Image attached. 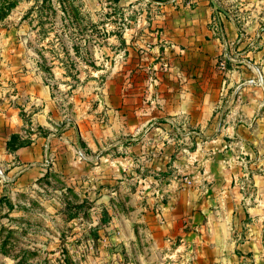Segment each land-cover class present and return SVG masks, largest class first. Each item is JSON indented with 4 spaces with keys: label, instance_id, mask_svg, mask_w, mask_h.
Instances as JSON below:
<instances>
[{
    "label": "crops",
    "instance_id": "0c3cea01",
    "mask_svg": "<svg viewBox=\"0 0 264 264\" xmlns=\"http://www.w3.org/2000/svg\"><path fill=\"white\" fill-rule=\"evenodd\" d=\"M215 2L119 0L130 23L103 82L102 120L70 121L51 165L43 134L6 148L12 132L56 123L49 88L26 81L43 104L0 108V206L64 176L140 264H175L179 251L193 264H264V0Z\"/></svg>",
    "mask_w": 264,
    "mask_h": 264
},
{
    "label": "rangeland",
    "instance_id": "374dc122",
    "mask_svg": "<svg viewBox=\"0 0 264 264\" xmlns=\"http://www.w3.org/2000/svg\"><path fill=\"white\" fill-rule=\"evenodd\" d=\"M122 12L115 0H0V108H41L22 87L38 78L49 88L56 123L23 136L45 135L46 164L70 121L102 120L103 82L130 23ZM69 185L51 174L0 206V264H140L137 248L101 225L99 204ZM173 261L193 264L181 251Z\"/></svg>",
    "mask_w": 264,
    "mask_h": 264
},
{
    "label": "trees",
    "instance_id": "16d2710c",
    "mask_svg": "<svg viewBox=\"0 0 264 264\" xmlns=\"http://www.w3.org/2000/svg\"><path fill=\"white\" fill-rule=\"evenodd\" d=\"M115 1L119 3V0H115ZM30 142H31V137H23L18 132H12L10 133L9 138L6 140V148L10 151H13L21 146L29 144ZM100 220H101V225L106 224V222L108 221V215L105 210H103Z\"/></svg>",
    "mask_w": 264,
    "mask_h": 264
},
{
    "label": "built area",
    "instance_id": "2783aa9c",
    "mask_svg": "<svg viewBox=\"0 0 264 264\" xmlns=\"http://www.w3.org/2000/svg\"><path fill=\"white\" fill-rule=\"evenodd\" d=\"M219 64H220L221 67H224V66H225V60H221V61L219 62ZM258 81H261V78H260V77H259ZM184 180H187V175L184 176Z\"/></svg>",
    "mask_w": 264,
    "mask_h": 264
},
{
    "label": "water",
    "instance_id": "95a60500",
    "mask_svg": "<svg viewBox=\"0 0 264 264\" xmlns=\"http://www.w3.org/2000/svg\"><path fill=\"white\" fill-rule=\"evenodd\" d=\"M212 2H213V4H214V5H216V2H215V0H212Z\"/></svg>",
    "mask_w": 264,
    "mask_h": 264
}]
</instances>
